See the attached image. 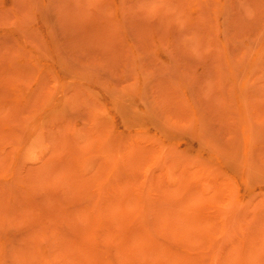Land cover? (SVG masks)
I'll use <instances>...</instances> for the list:
<instances>
[{
	"label": "rangeland",
	"instance_id": "obj_1",
	"mask_svg": "<svg viewBox=\"0 0 264 264\" xmlns=\"http://www.w3.org/2000/svg\"><path fill=\"white\" fill-rule=\"evenodd\" d=\"M0 264H264V0H0Z\"/></svg>",
	"mask_w": 264,
	"mask_h": 264
}]
</instances>
